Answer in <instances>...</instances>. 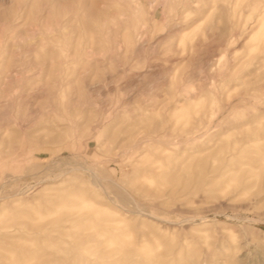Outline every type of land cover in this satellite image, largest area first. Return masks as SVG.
<instances>
[{
	"label": "rangeland",
	"instance_id": "374dc122",
	"mask_svg": "<svg viewBox=\"0 0 264 264\" xmlns=\"http://www.w3.org/2000/svg\"><path fill=\"white\" fill-rule=\"evenodd\" d=\"M0 264H264V0H0Z\"/></svg>",
	"mask_w": 264,
	"mask_h": 264
}]
</instances>
